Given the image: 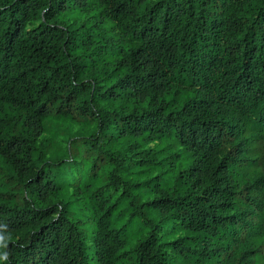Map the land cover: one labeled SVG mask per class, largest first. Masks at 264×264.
I'll list each match as a JSON object with an SVG mask.
<instances>
[{"label": "trees", "instance_id": "obj_1", "mask_svg": "<svg viewBox=\"0 0 264 264\" xmlns=\"http://www.w3.org/2000/svg\"><path fill=\"white\" fill-rule=\"evenodd\" d=\"M254 124L264 0H0V264H247Z\"/></svg>", "mask_w": 264, "mask_h": 264}, {"label": "rangeland", "instance_id": "obj_2", "mask_svg": "<svg viewBox=\"0 0 264 264\" xmlns=\"http://www.w3.org/2000/svg\"><path fill=\"white\" fill-rule=\"evenodd\" d=\"M106 29V28H104ZM108 31H106L107 33ZM109 39L112 40V33H107ZM73 117L74 118H59L57 115H54L49 120V126L53 130V134H56L57 139H62L63 144L67 143L68 139H74L75 137H79L80 135L86 134L88 131L92 130L95 127V121H92L91 124H87L86 120H84L83 116L79 113L77 109H73ZM246 135L248 136V141L257 144L256 151L252 150V153L247 157L245 160L246 163V176L249 177L252 181L256 182L258 188L262 187L263 185V177H264V170L262 166V157L261 153L258 151V147L260 149V145L258 144L261 142V133L260 128L258 125L254 124L253 127H249L246 129ZM49 135V132L47 133ZM233 139L228 136L225 137L223 142V147L225 150L229 148L231 151H234ZM153 144V143H152ZM0 172L3 173V176L9 180L10 188L14 190H18V184L14 181V179L9 177V174L6 170V167L3 164L2 159L0 158ZM69 191L74 190V186L71 184L68 185ZM261 193V190H259ZM246 191L244 190L241 192V196L245 194ZM21 197V194L18 196ZM245 196L243 197V199ZM251 218L254 219L255 222L261 220V213L260 211L251 212ZM262 230L263 234L260 231H257L256 226L254 227L253 231L250 233L247 230H242V238L241 240L249 241L253 240V251L248 252L244 255V259L246 260L247 264H264V221L262 223ZM261 236L260 239H258Z\"/></svg>", "mask_w": 264, "mask_h": 264}, {"label": "clouds", "instance_id": "obj_3", "mask_svg": "<svg viewBox=\"0 0 264 264\" xmlns=\"http://www.w3.org/2000/svg\"><path fill=\"white\" fill-rule=\"evenodd\" d=\"M6 225H0V228H6ZM0 247L2 248H6L7 247V240L5 235L3 234L2 231H0ZM8 252H3L2 254H0V260H7L8 259Z\"/></svg>", "mask_w": 264, "mask_h": 264}]
</instances>
